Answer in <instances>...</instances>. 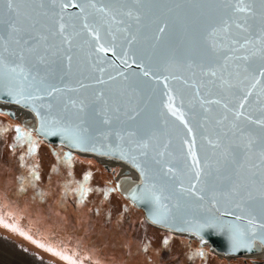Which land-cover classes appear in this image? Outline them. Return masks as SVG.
<instances>
[{
	"label": "water",
	"instance_id": "water-1",
	"mask_svg": "<svg viewBox=\"0 0 264 264\" xmlns=\"http://www.w3.org/2000/svg\"><path fill=\"white\" fill-rule=\"evenodd\" d=\"M81 2L59 0L53 6L45 0L43 9L37 4L20 6L23 13L34 18L37 30L49 36L48 44L58 54H49L44 63H39L35 57L22 62L0 49V57L3 58V66H0V105L16 107L31 116L19 120L10 112L6 115L46 145L97 160L114 161L132 170L135 179L121 176L116 180L115 190L143 213L148 226L173 235L195 238L206 244L211 253L226 259L264 254V242L260 239L255 240L250 249L235 248L231 230L234 225L248 227L247 220L250 218L256 221L264 219V185L260 181V170L253 169L255 176L246 170L239 175L235 171L225 173L223 168L217 170V157L213 156L208 140L215 139L218 128L215 121L223 115L224 109L210 105L212 111L205 113L191 87L194 82L200 86L199 65L208 66L203 36L227 22L233 34L255 39L264 29V5L260 0H245L243 5H238L237 0H143L140 5L132 4L131 0H95L97 8L105 9L99 12L91 8L82 11ZM238 6L249 8L251 14L236 11ZM129 9L133 10L132 17L125 14ZM136 9L140 10L139 21L135 19ZM61 15L65 17L64 21L60 20ZM10 18L7 4L0 2V19L4 21V28ZM85 22L99 32L100 43L105 46L114 44L117 55L109 53L105 56L96 51L97 42L83 27ZM60 23L66 24L64 34L71 39L70 45L63 43L59 35H52V32L58 31ZM165 23V32L158 34V27ZM237 24L248 31L238 29ZM220 35L222 33L214 38L217 42ZM133 36L135 40L129 44ZM252 51L250 48L248 54L251 55ZM125 53L129 64H132L130 68L122 64ZM68 56L72 57L70 66ZM133 60L136 64L132 63ZM140 63L153 70V79L140 75L141 69L137 67ZM262 63L264 61L259 55L253 57L252 66L255 69H259ZM14 64L22 66L24 74L29 76L28 81L22 82L23 85H38L43 90L40 94L44 99L24 100L17 95L21 78L9 71ZM101 68L105 69L103 73ZM120 72L125 75L121 76ZM101 76L107 83L98 82ZM113 76L116 79H110ZM165 77L168 78L166 81ZM155 78L160 82L157 83ZM209 79L203 78L206 87L201 88V95L205 99L219 98L222 102H229L233 109L243 96L240 88L248 87V82H245L221 92L219 88L207 84ZM39 81L43 83L38 84ZM49 86L61 91L49 97ZM260 87L258 85L255 91L259 92ZM100 92L104 93V99L109 100L108 106L97 100ZM166 92L175 96L178 111L183 99L185 118L193 129L191 134L163 108L167 100ZM126 96L133 97L139 113L134 121L123 114V109L120 113L113 111V101ZM18 99L22 103H17ZM255 99V95L249 98L245 112L250 113L253 119H259L260 105L255 104ZM106 119L110 123H104ZM240 124L245 135L255 140L257 145L264 140V129L258 124L248 121H241ZM65 128L78 129L84 136V143L66 138L67 134H61ZM133 131L138 132L137 137H129L128 133ZM140 137H152L155 146L154 150H149L147 157L138 161L145 170L144 178L132 166L130 158L121 155V149L132 147L131 141ZM193 138L202 166L199 183L188 156ZM158 152H164V155L159 156ZM205 157L210 167H203ZM251 161L258 163V157L253 154ZM103 167L109 172L107 166ZM167 167L173 169L174 175L166 171ZM226 175H230L231 179H226ZM193 184H196L195 195L182 191ZM232 186L235 187L234 192L229 191ZM153 193L160 195L162 205H167L159 209L163 219L154 215L156 207L150 201L132 199L133 195L149 198ZM235 216L241 219L235 220Z\"/></svg>",
	"mask_w": 264,
	"mask_h": 264
},
{
	"label": "snow or ice",
	"instance_id": "snow-or-ice-1",
	"mask_svg": "<svg viewBox=\"0 0 264 264\" xmlns=\"http://www.w3.org/2000/svg\"><path fill=\"white\" fill-rule=\"evenodd\" d=\"M0 2L6 3L8 6V12L10 14V19L7 22V27L4 28V21L0 19V49L7 51L9 56L18 57L20 61H26L29 58L35 57L39 63H44L48 58L49 54L57 55V51L54 47L48 44L49 36L39 32L36 28V22L34 18L23 13L21 10V5L27 6L31 4H37L41 9L45 6V0H0ZM59 0H48V3L55 6ZM143 0H131L134 5H140ZM238 5H243L245 0H237ZM260 3L264 5V0H260ZM61 11H63L64 5L60 4ZM80 7L82 11L87 8L96 9L99 12H104V8H97L95 0H82ZM139 9H136L137 14L135 19L140 20ZM238 12H247L251 14V10L246 7H237ZM47 15V13H44ZM127 16H133V10L129 9L126 13ZM60 20L64 21L65 17L60 16ZM87 21V18H85ZM83 27L88 30V34L97 42L96 51L104 53L107 56L109 53L112 55H117L115 52L114 44L112 46H105L100 43L99 32L85 22ZM167 24H163L158 27V34H163ZM236 27L241 29L243 32H247V28H241L240 24ZM231 26L225 22L224 26L221 28H213L207 35L203 36V43L206 45L205 53L208 59V66L205 64H200L199 75L202 78L200 86L194 82L191 87L195 90V96L199 98L200 107L205 113H210L212 111L210 105H218L224 109L223 115L215 121L218 126L215 132V139H209L208 144L213 149V156L217 157L215 163L218 166L217 170L223 168L225 173H231L233 171L239 175L242 171H247L252 173L253 176L256 175L253 169H259L260 181L264 185V140H262L259 145L250 136H246L244 129L241 127V121H248L249 123L258 124L262 129H264V63L261 64L259 69H255L252 66L253 57L259 55L261 61H264V29L255 39L249 36L240 37L238 34H233L231 32ZM48 31L52 32L51 29ZM66 31V24L60 23L57 32H52V35H59L62 37V42L71 44V39L64 33ZM218 33H222L219 36V42L214 39ZM159 38V35L158 37ZM135 40L133 36L129 40L131 44ZM253 49L251 55L248 54L249 50ZM69 61V66L71 64L72 57H67ZM102 62V61H98ZM133 64L136 61L133 60ZM122 64L126 67H132L127 59V53L122 57ZM0 66H3V58L0 57ZM137 67L141 69L140 75L146 79H153V70L145 66L143 63L137 64ZM191 67V65H189ZM12 74H18L21 78V83L19 85L18 96L23 97L24 100H42L44 96L41 95L42 89L37 86L28 85L25 87L23 81H28L29 76L24 74V68L22 66H14L9 68ZM101 73L105 69H100ZM121 76L125 74L120 72ZM132 75H136L133 73ZM195 75V73H194ZM204 77H210L207 84H211L221 90V92H227L233 88L248 82V87H241L240 91L243 92V96L240 98L238 106L233 109L230 107L229 102H222V99H205L201 95V88L206 87L203 80ZM259 77V78H258ZM127 78V77H126ZM33 81L36 80L35 77H31ZM110 79H116V77H110ZM165 81L168 79L164 78ZM155 81L159 83V79L155 78ZM100 84L107 83L103 76L99 78ZM43 81H39L38 84H42ZM260 85V91L256 92L257 86ZM84 86V85H82ZM165 88L167 89V84L165 83ZM75 91L76 89H70ZM61 91L54 86H49L47 88V95L49 97L53 96L55 92ZM167 100L163 103V108L167 113L172 116L180 125L188 132L192 133L193 129L189 126L188 120L185 118V112L183 111V99L181 98V103L177 110L176 98L171 92H166ZM256 96L255 104L260 105L261 116L259 119H253L250 113H246V106H249V98ZM104 93L100 92L97 94V100H100L105 106L109 105V100L104 99ZM17 103H22L20 99L16 101ZM113 111L120 113L123 109V114L128 117L129 120L134 121L139 113L136 111L134 104V99L132 96L121 97L119 100L113 101ZM83 108H81V111ZM118 118V117H117ZM104 123H110L109 120H105ZM19 132V129H17ZM61 134H67L66 138L75 140L79 144L84 143L83 134L77 129L73 130L70 128L63 129ZM119 135V134H118ZM129 137H137L138 132L133 131L128 133ZM122 139V137H121ZM132 147L127 148V150L121 149L122 157L130 158L132 166L140 172L142 178L146 176L144 168L138 163L141 157H147L149 150H154L155 146L152 144V137L143 138L131 141ZM188 143V141H185ZM195 139L193 138L188 147V156L191 158V169L194 170L196 182L199 183L202 176V166L201 160L197 157L195 151ZM255 154L258 157V163L252 162L251 157ZM159 156H163L164 152H158ZM207 157H205L203 167H210ZM166 171L173 174V169L167 167ZM88 177H86L87 179ZM226 179H231L230 175H226ZM143 183V179L141 181ZM196 184H193L191 188L182 189V191H188L195 195L194 189ZM230 192L235 191V187L229 188ZM203 199V196L199 197ZM133 200H140L145 202L150 201L155 207L156 211L154 215L163 219L164 217L160 214V207H167V205H162L160 195L153 193L151 197L145 198L143 196L133 195ZM264 199V195H262ZM235 220H240L241 217L235 216ZM248 227H239L234 225L231 229L234 233L233 235V246L239 249H250L255 240L260 239L264 242V219L256 221L254 218L247 220ZM167 243V241H165Z\"/></svg>",
	"mask_w": 264,
	"mask_h": 264
},
{
	"label": "rangeland",
	"instance_id": "rangeland-1",
	"mask_svg": "<svg viewBox=\"0 0 264 264\" xmlns=\"http://www.w3.org/2000/svg\"><path fill=\"white\" fill-rule=\"evenodd\" d=\"M6 113L8 111L0 110V164L12 160L20 167L35 154L33 157L39 171V185L45 186L50 178L65 173L73 203L64 217L59 214L57 220L40 221L29 228L8 227L0 222V264H76V261L78 264H89L86 256L90 252L91 239L88 241L87 238L80 237V225L87 222L85 227L89 226L95 234L91 218L99 217L102 225L104 220L112 223L118 216L123 218V210L115 199L114 191L120 167L107 166L110 169L108 172L94 158L82 157L61 147L46 145L42 141L38 143L34 135L37 140L28 135L21 138L14 127V123L19 122L10 119ZM58 156H63L60 160L65 162L61 171ZM31 203L22 207L31 210L36 202ZM54 211L59 213V208L56 207ZM124 219L128 226L111 243L124 248L126 259L132 251L141 253V258L145 261L134 264H264L262 256L234 259L218 257L196 239L172 235L146 225L142 216L141 223L136 222V217L131 214L124 216ZM124 219L121 221L124 222ZM97 236L99 242H108L106 233L100 232ZM116 255L110 256L112 264H123L118 260L114 261ZM119 255L122 256L120 253ZM102 264H106V261Z\"/></svg>",
	"mask_w": 264,
	"mask_h": 264
},
{
	"label": "trees",
	"instance_id": "trees-1",
	"mask_svg": "<svg viewBox=\"0 0 264 264\" xmlns=\"http://www.w3.org/2000/svg\"><path fill=\"white\" fill-rule=\"evenodd\" d=\"M14 125L16 130L19 129L21 138L28 135L33 140L36 139L32 134H28L23 128H21L19 124L14 123ZM37 142L40 143L41 140L38 139ZM33 156L35 157V154L31 155V159L20 167H17L16 163L12 160H7L4 164H0V222L8 227L22 226L29 228L31 225L33 226L40 221L57 220L59 214L64 217L66 210H68L70 205L72 206L73 196L68 187L66 174L62 173L63 175L59 176H57V174V177L50 178L45 186L39 185L37 180L39 179V171ZM62 157L63 156H58V159L60 160ZM60 162L61 164H58L59 171L63 169L62 164H65V162H62L61 160ZM4 174H6V176H4ZM115 199L123 210L121 214L123 218L118 216L112 223H108L104 220L103 225L100 224L102 222L99 217L94 219L91 218L90 223L95 234L92 233L89 226V229L85 227L87 222H85L84 225H80V237L87 238L88 241L91 239L89 242L90 252L86 256V262L89 264H102L105 261L106 264H112L110 256L115 254L117 255L114 257V261L118 260V262L120 261L123 264L126 262L134 264L136 262L145 261L141 258V253L139 254L137 251H132L131 255L126 259L127 255L124 248L111 243V241H116L118 233L124 232L125 227L128 226L124 216L131 214L136 217V222L138 223L142 222L141 216L143 218L141 211H136L130 203L122 199L116 193ZM31 201L36 202L31 210H29L28 207V210L22 207V205L29 206L28 204H32ZM56 207L59 208V213L54 211ZM96 215H98V212H96ZM122 219H124V222L121 221ZM15 222H17V224ZM74 230L77 231L76 228ZM38 232L41 231L38 230ZM100 232L103 234L106 233L109 238L108 242L98 241L97 234ZM119 253L122 256H120ZM123 255L126 256L124 257ZM76 262V264H78V261Z\"/></svg>",
	"mask_w": 264,
	"mask_h": 264
},
{
	"label": "bare ground",
	"instance_id": "bare-ground-1",
	"mask_svg": "<svg viewBox=\"0 0 264 264\" xmlns=\"http://www.w3.org/2000/svg\"><path fill=\"white\" fill-rule=\"evenodd\" d=\"M0 110H2V111H8V112H10V113H12L17 119H19V120H21V119H24V118H26V117H29V116H31L30 114H28V113H26V112H24V111H22V110H20V109H18V108H16V107H9V106H6V105H0ZM22 128V127H21ZM26 131V130H25ZM27 132V131H26ZM29 134H31V133H29ZM32 135H34V134H32ZM38 139V138H37ZM79 156H81V155H79ZM82 157H88V156H82ZM97 160V159H96ZM97 161H99L101 164H103V165H105V166H110V165H118L119 167H120V169H121V171H120V173H119V175H118V178H120L121 176H123V175H127V176H130L131 178H133V179H135V174H134V172L133 171H131V170H129L128 169V167H126V166H124V165H122V164H120V163H117V162H114V161H108V160H104V159H98ZM111 167V166H110ZM117 178V179H118ZM115 185H116V182H115ZM116 191V190H115ZM117 193V192H116ZM119 195V194H118ZM120 196V195H119ZM121 197V196H120ZM122 198V197H121ZM123 199V198H122ZM125 200V199H124ZM125 201H127V200H125ZM128 202V201H127ZM128 203H130V202H128ZM131 204V203H130ZM132 205V204H131ZM132 207H133V205H132ZM134 208V207H133ZM135 209V208H134ZM135 210H137V209H135ZM138 211H140V210H138ZM143 214V213H142ZM144 219V218H143ZM146 224V223H145ZM147 225V224H146ZM173 235V234H172ZM176 236H178V235H176ZM183 237H186V236H183ZM187 238H191V237H187ZM193 239H195V238H193ZM199 241V240H198ZM201 242V241H200ZM202 243V242H201ZM204 244V243H203ZM204 245H206V244H204ZM207 246V245H206ZM208 247V246H207ZM209 249V248H208ZM210 251V250H209ZM259 257V256H262V257H264V254L261 252V253H259V254H257V255H255V256H252V257H246V258H254V257ZM221 258H223V257H221ZM226 259V258H225ZM227 259H229V258H227Z\"/></svg>",
	"mask_w": 264,
	"mask_h": 264
}]
</instances>
